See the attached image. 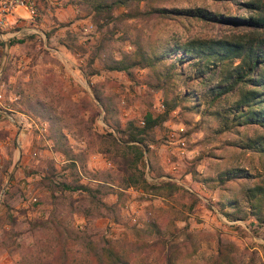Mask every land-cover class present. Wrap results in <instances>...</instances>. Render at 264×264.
<instances>
[{"label":"rangeland","instance_id":"1","mask_svg":"<svg viewBox=\"0 0 264 264\" xmlns=\"http://www.w3.org/2000/svg\"><path fill=\"white\" fill-rule=\"evenodd\" d=\"M93 1L38 0V17L16 22L15 34L2 29L0 264H96L91 246L107 243L129 264H264V203L249 206L247 191L258 185L264 192V151L244 142L264 135V126H231L222 115L232 99L210 103L193 65L174 54L156 67L131 66L129 74L105 67L111 59L130 61L139 49L161 52L188 37L246 40L249 32L229 21L146 11L154 6L243 16L248 10L229 0H140L113 7L115 18L105 22L102 13L95 16ZM173 69L162 83L157 74L163 79ZM36 100L54 116L52 128L65 134L74 165L53 149L48 121L29 111ZM166 100L175 104L153 126L136 163L147 184L122 185L125 164L107 136L114 131L104 115L112 126L142 125L137 120L161 113ZM170 127H181L182 153L165 140ZM235 167L248 176L217 178ZM103 180L111 186L101 191L61 186L94 187Z\"/></svg>","mask_w":264,"mask_h":264},{"label":"trees","instance_id":"2","mask_svg":"<svg viewBox=\"0 0 264 264\" xmlns=\"http://www.w3.org/2000/svg\"><path fill=\"white\" fill-rule=\"evenodd\" d=\"M140 0H98L91 3V7L95 16L102 13L106 21L115 18L111 9L115 6L126 5L131 2ZM163 2L164 0H158ZM232 3H240L244 9L248 10L246 16L243 15H226L214 12L202 6L190 7H164L154 6L147 9L150 11H173L182 16L196 17L203 20L229 21L234 24L242 25L249 30L248 35L242 38L227 37H188L184 41H174L168 48L161 52L145 51L139 49L137 57L130 61H126L124 57L111 59L109 63H105L108 69L123 70L127 74L130 73L131 66L148 65L156 67L165 59L171 58L174 54L178 60H187V63L193 65V78L202 86L208 88L211 92L209 102L219 101L230 97L232 102L227 106L226 113L222 116H228L231 126L257 124L264 126V0H229ZM126 15L134 16V13ZM99 25H101L99 23ZM254 32V35L251 33ZM174 58V60H175ZM236 58L237 62L232 63V59ZM229 64H228V63ZM174 68V67H172ZM176 73V69L163 74H157L162 81H170ZM215 81V82H214ZM160 82V81H159ZM162 83H156L155 86L160 87ZM93 89L94 97L99 100L104 113L106 108L101 101V97ZM187 90L183 92V98L189 97ZM175 103L165 101V107L158 115H152L146 112L143 116V124L136 125L129 120L124 125L113 124L103 117L104 122L114 131H108L107 136L114 144L117 154L121 157L125 167L122 170L123 175L120 177V183L124 186H132L136 184L145 185L147 181L143 176V170L136 163L143 156L146 149L148 136L153 126L165 119L170 109ZM29 111L39 115L49 123V138L55 151L64 155V162L74 165L75 157L71 154V149L66 142L65 134L57 126L54 125V116L50 110L39 100L34 101L29 107ZM220 111H217L219 114ZM56 122V121H55ZM226 124V120H224ZM51 128V129H50ZM116 133V134H115ZM245 146L256 151H264V135L259 137H249L244 141ZM131 154V156H129ZM127 164V166H126ZM132 171L127 172L126 170ZM224 175H218L219 180L231 177H245L248 172L244 168L235 167L234 169H226ZM103 180L101 183L96 181L94 187L85 183H78L70 186L68 183H61L63 188H85L89 191H101L106 186H111ZM258 185L248 188L249 206L260 207L264 203V192L258 189ZM232 203V201H230ZM228 216L236 215L231 212L224 211ZM91 255L96 264H129L128 258L120 253L118 249L107 243V245L96 247L91 246ZM171 264V263H169Z\"/></svg>","mask_w":264,"mask_h":264},{"label":"built area","instance_id":"3","mask_svg":"<svg viewBox=\"0 0 264 264\" xmlns=\"http://www.w3.org/2000/svg\"><path fill=\"white\" fill-rule=\"evenodd\" d=\"M50 3L56 2V0H46ZM21 7L25 14L26 18L29 20H32L40 15V10L38 6V0H0V30L3 28H6L8 18L12 16L14 13H16V8ZM23 17L19 15H15L14 17V23L18 20H22ZM20 27L16 28L15 30L11 31L9 35L15 34ZM2 33L0 32V36ZM120 102H123L121 99ZM157 106L159 108L163 107V103L161 101H158ZM137 122L139 124H143L144 120L142 117H140ZM165 140L166 142L171 145H175L176 149L179 150L180 153H182L185 149V139L184 136L181 134V127H170L166 130L165 133ZM31 200H36V196L32 195L30 197Z\"/></svg>","mask_w":264,"mask_h":264},{"label":"crops","instance_id":"4","mask_svg":"<svg viewBox=\"0 0 264 264\" xmlns=\"http://www.w3.org/2000/svg\"><path fill=\"white\" fill-rule=\"evenodd\" d=\"M15 15H19V16L23 17V19L21 21L20 20L16 21L17 24H18V22L22 23L23 21H26V19H25L26 18V14H25L24 10L21 7H17L16 8V13H14L12 16H10L8 18V22H7V25H6V30L7 31L8 30L11 31L12 26L15 25V23H16V22L14 23V17H15ZM0 32L2 33V35L0 36V42H3L1 40V38H5V36H6L5 34L6 33H4V32H6V31L0 30Z\"/></svg>","mask_w":264,"mask_h":264}]
</instances>
